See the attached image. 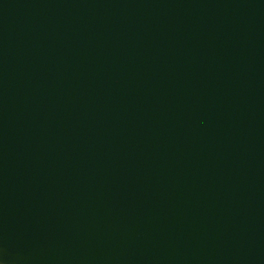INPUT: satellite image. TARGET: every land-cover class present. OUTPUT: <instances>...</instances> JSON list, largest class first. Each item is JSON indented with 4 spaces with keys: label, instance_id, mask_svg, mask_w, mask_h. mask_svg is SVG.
Returning a JSON list of instances; mask_svg holds the SVG:
<instances>
[{
    "label": "water",
    "instance_id": "1",
    "mask_svg": "<svg viewBox=\"0 0 264 264\" xmlns=\"http://www.w3.org/2000/svg\"><path fill=\"white\" fill-rule=\"evenodd\" d=\"M2 264H264V0H0Z\"/></svg>",
    "mask_w": 264,
    "mask_h": 264
},
{
    "label": "snow or ice",
    "instance_id": "2",
    "mask_svg": "<svg viewBox=\"0 0 264 264\" xmlns=\"http://www.w3.org/2000/svg\"><path fill=\"white\" fill-rule=\"evenodd\" d=\"M0 264H2V262H0Z\"/></svg>",
    "mask_w": 264,
    "mask_h": 264
}]
</instances>
